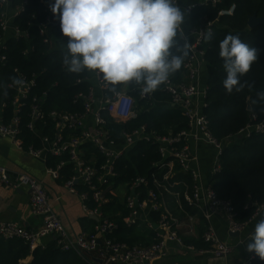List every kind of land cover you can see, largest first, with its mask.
Listing matches in <instances>:
<instances>
[{"label":"built area","instance_id":"built-area-1","mask_svg":"<svg viewBox=\"0 0 264 264\" xmlns=\"http://www.w3.org/2000/svg\"><path fill=\"white\" fill-rule=\"evenodd\" d=\"M177 5L186 14L199 7L216 6L220 0H199L197 4L183 6L179 0ZM49 4L44 3L47 12L46 23L40 26V35L44 37V44L50 46L59 42L51 28L61 30L58 16L54 17ZM25 5L12 7L11 0H0L3 8L0 21V63L6 61L2 52L6 41L13 38L17 41L28 40L29 34L16 26L15 21L25 10ZM53 21V22H52ZM215 23H206L201 28L191 32L194 41H190L191 56L185 70V83L174 86L166 82V91L171 97L170 105L181 111L187 119L188 129L178 134L160 136L148 133L145 127L120 133L121 141H117L110 133V123L125 125L136 117L135 102L126 92L120 91L108 96L106 92L109 84L99 78L98 73L93 79H78L77 85L89 83L88 92H80L74 97V104L82 105L78 113L49 111L45 109L47 92L37 94L39 79H24L22 85H9L10 102L2 105V110L8 105L12 108L13 116L9 123L0 121V136L9 139L16 147L23 150L33 159L46 164V173L55 180L62 178L66 170L71 176L64 184L67 191L80 198L82 210L86 217L98 219L94 233L90 236L82 235L73 239L64 228L62 221L55 213L50 197L42 182L22 175L10 182L5 169L0 168L2 181L14 190L22 187L30 190V201L33 215L41 220L38 231H27L16 223L0 225V237L5 240L22 239L28 243L31 250L39 247L45 238H53L63 252H74L86 264H155L167 256L168 243H176L180 247L193 250L184 244L180 236L183 224L189 225L192 232L194 218H188L183 223L168 209L167 198L172 197L182 209V203L194 207L205 220V232L202 240L209 245V249L201 250V255H208L214 259H226L232 248L222 243L212 226V219L217 213H223L232 234H242L248 224L264 211V204L259 206L254 218L247 224L235 221V209L230 201L222 200L211 187L204 184L199 168L194 169L193 163H199L193 154L189 141L207 143L216 151L212 176L219 172V158L225 144L218 142L208 130V121L204 114L207 88L201 89L199 84L200 71L204 63L202 50L207 32H212ZM28 55V51L24 56ZM17 72V71H16ZM94 82V83H93ZM142 94V98H149ZM204 99V105L201 104ZM29 119L28 129L39 141V147L30 145L24 147L21 136L23 117ZM108 117V118H107ZM253 134H264V121L248 126L237 136L250 138ZM236 136V137H237ZM235 138V137H234ZM232 138V139H234ZM230 139V140H232ZM227 140V143H230ZM152 143L158 147L160 162L153 165L159 172L151 178L136 177L126 185L115 184L119 178L118 165L128 150L138 143ZM50 159L59 160L55 166H49ZM191 175L194 182L192 191L183 181H173L175 169ZM166 173L161 175L162 171ZM85 189L80 192L79 188ZM124 190V207L128 216L124 222L128 227L146 226L155 235L156 243L149 247L129 246L116 242L109 235L117 228L116 223L104 217L103 207L112 200L118 199L117 189ZM94 206V207H93ZM154 215H157L154 217ZM253 255L250 253L251 264Z\"/></svg>","mask_w":264,"mask_h":264},{"label":"trees","instance_id":"trees-1","mask_svg":"<svg viewBox=\"0 0 264 264\" xmlns=\"http://www.w3.org/2000/svg\"><path fill=\"white\" fill-rule=\"evenodd\" d=\"M45 2L54 4L55 0H12L14 9L26 3L24 12L16 19L15 24L29 34V39L17 41L9 38L2 52L6 61L0 63V121L3 117L5 123H9L13 116L10 105L2 110V105L10 102L11 92L7 88L13 84V77L39 79L36 93H48L45 104L47 112L78 113L83 107L81 104H74V97L80 92H88L90 84L77 85V80L93 79V73H97L88 70L72 73L67 70L63 64V53L67 51L66 43L69 38L63 36L61 30L51 28L59 41L56 45L44 44V37L40 35L39 30L47 20ZM2 13L3 8L0 6V21ZM254 16L257 19H264V0H220L216 6L210 4L196 8L190 15L193 29L201 28L206 23H215L212 27L214 38L211 41L204 39L202 47L203 67L207 70L204 114L210 134L225 146L219 158L220 170L211 177L209 186L220 199L232 203L236 213L235 221L240 224L249 223L256 215L258 207L264 204V134H253L250 138L244 137L242 140L227 143V140L236 137L246 127L264 121V100H260L257 96L258 92H264V23L250 29L248 21ZM228 34H238L242 42L260 50L259 59L253 63L251 70L241 77L242 82L247 81L252 85L251 91L246 87L240 93L228 94L223 87L226 71L219 56V44ZM179 35L178 32V40ZM179 43L183 44V40H179ZM26 51L28 55L24 56ZM190 56L191 53L182 67L171 74L166 82L174 86L186 82L185 65ZM98 75L102 79V74ZM166 82L149 93V98H142V87L135 82L115 86L109 84L106 92L108 96L124 91L135 102L134 119L125 125L110 123L108 127L117 141H121L120 133L123 130L132 132L145 127L148 133L168 136L188 129L187 119L180 110L170 105L171 97L166 91ZM248 103L251 105V111H248ZM28 123V117L24 116L20 136L24 147L30 145L39 147L38 139L28 129ZM160 159L157 146L152 143H138L128 150L119 162V178L116 179L115 184L126 185L139 176L151 178L153 175H158L159 172L153 165L159 163ZM58 162L57 159H50L48 165L55 166ZM165 173L163 170L161 175ZM175 173L176 176L172 180L185 181L192 191L194 182L191 175L181 172L178 167ZM70 176L71 172L68 169L59 181L64 185ZM79 191L83 192L85 189L80 187ZM169 202L171 209L180 212L178 214L180 221L199 218L201 225L206 227L205 220L194 207L183 202V210L176 211L174 202L171 200ZM119 213H121L120 217ZM103 215L117 225L109 235L110 239L129 246L149 247L156 243L154 232L146 226L128 227L125 224L124 220L128 212L119 200L114 199L108 205H104ZM96 225L97 223L88 217L83 220V226L89 233H94ZM200 234L201 240L199 238L197 242L193 239L185 241L187 244H194L200 250L209 249V245L202 240L203 232ZM252 255L251 264H264V260L255 253ZM28 258H32L29 264H86L74 252L60 250L54 240L31 250L30 245L22 239L5 240L0 237V264H25Z\"/></svg>","mask_w":264,"mask_h":264},{"label":"clouds","instance_id":"clouds-1","mask_svg":"<svg viewBox=\"0 0 264 264\" xmlns=\"http://www.w3.org/2000/svg\"><path fill=\"white\" fill-rule=\"evenodd\" d=\"M49 8L69 38L63 53L67 70L97 72L113 86L135 82L142 94L152 93L182 67L191 51L180 31L186 13L176 0H55ZM213 38L214 33L207 32L205 39ZM219 49L226 92L240 93L246 87L251 91L252 85L241 77L259 59L260 50L242 42L238 34L226 35ZM12 82L23 84L15 77ZM257 96L264 100V92ZM250 241L246 250L264 260V218L255 225Z\"/></svg>","mask_w":264,"mask_h":264},{"label":"crops","instance_id":"crops-1","mask_svg":"<svg viewBox=\"0 0 264 264\" xmlns=\"http://www.w3.org/2000/svg\"><path fill=\"white\" fill-rule=\"evenodd\" d=\"M183 5L197 4L199 0H179ZM182 31L190 41H194L191 32L194 30L191 27L190 15L186 14L185 23L181 26ZM93 78L95 74L93 73ZM199 84L201 89L207 88V70L203 67L200 71ZM201 104L204 105V99H201ZM193 154L197 157L199 163H193V168H199L204 184L208 185L212 177V167L216 156V151L207 143H196L189 141ZM0 168L6 170L8 179L12 183L17 177L25 175L44 184L45 189L50 197V201L55 213L58 215L64 228L68 231L73 239L82 235H92L83 226V220L86 218L82 210L81 200L78 196L70 194L59 180H55L46 173V164L42 161L33 159L28 156L23 150L16 147L9 139L0 136ZM176 176V173H175ZM174 176V177H175ZM185 182V181H183ZM119 202L124 205V190L118 188ZM30 190L22 187L14 190L2 181L0 176V225L3 223H16L27 231H38L41 228V220L33 215ZM173 201L176 211L183 210L176 204V201L169 197L167 198L168 209L178 219L180 212H175L170 208L169 201ZM119 217L121 213L118 214ZM264 218V211L252 220L246 230L240 234H232L229 231L227 218L223 213H217L212 219V226L218 239L222 243H226L232 248V253L226 259H214L208 255H201L194 244H187L185 240L193 239L197 242L201 232H205V228L201 225L199 218H194L192 232L189 230V225L183 224L180 236L184 239V244L192 247L193 250H187L176 243H168L166 252L167 256L158 260L155 264H245L250 261V253L246 250L247 243L250 241L251 234L254 233L255 225L260 219ZM93 220V219H92ZM187 221L183 222L186 223ZM203 227V230H202ZM155 238V237H154ZM53 238H45L40 245H47ZM156 241V239H155ZM157 242V241H156ZM32 258H28L25 264H29Z\"/></svg>","mask_w":264,"mask_h":264},{"label":"water","instance_id":"water-1","mask_svg":"<svg viewBox=\"0 0 264 264\" xmlns=\"http://www.w3.org/2000/svg\"><path fill=\"white\" fill-rule=\"evenodd\" d=\"M11 2H12V0H11ZM53 22V21H52ZM264 23V19H257L255 16L254 17H251L250 19H249V21H248V27L250 28V29H254V28H256V27H258V26H260V25H262ZM252 110V108H251V105H250V103H248V111H251ZM238 140H242V137L241 136H237V137H235L234 139H232V140H230V142H232V141H238ZM94 221L95 222H98V219H94ZM237 234V233H236ZM240 234H238L237 235V237L239 236ZM41 243V242H40ZM39 243V244H40Z\"/></svg>","mask_w":264,"mask_h":264},{"label":"rangeland","instance_id":"rangeland-1","mask_svg":"<svg viewBox=\"0 0 264 264\" xmlns=\"http://www.w3.org/2000/svg\"><path fill=\"white\" fill-rule=\"evenodd\" d=\"M94 83V82H93ZM204 90H205V88H204ZM122 202V201H121Z\"/></svg>","mask_w":264,"mask_h":264}]
</instances>
